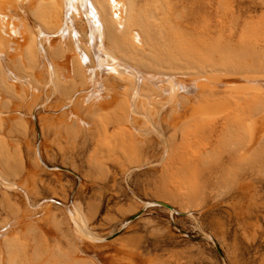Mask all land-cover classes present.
<instances>
[{
    "label": "rangeland",
    "instance_id": "rangeland-1",
    "mask_svg": "<svg viewBox=\"0 0 264 264\" xmlns=\"http://www.w3.org/2000/svg\"><path fill=\"white\" fill-rule=\"evenodd\" d=\"M127 2L129 7L135 5L144 23L127 21L121 32H114L116 41L111 23L102 18L104 43L114 55L150 73L152 79L166 80L167 75L201 79L212 72L213 81L219 78L216 82L223 84L234 72L264 73V0ZM31 15L52 31L64 19V8L38 0ZM131 28L141 34L142 45L130 33ZM38 46L33 36L29 65L14 62L21 75L31 77L33 93L17 91L1 76L6 94L0 109L10 113H0V154L2 148L7 153L1 162L7 165L8 182L22 184L28 196L0 181V227L30 215L10 230L21 244L13 248L15 253L7 251L9 256L20 259L27 252L36 259L50 255L58 262L74 264L79 241L85 254L77 264H264V133L253 147L248 144V118L264 109V93L252 98L250 92L217 88L213 93L179 95L194 111L190 119L186 115L174 127L167 120L172 118L173 99L156 98L154 87L143 84L141 93L149 99H141L132 112L129 105L135 80L131 76L125 80L116 71L104 75L100 88L104 94L111 90L107 95L110 99L114 95L112 100L85 104L77 92L88 86L86 72L75 69L60 76L61 47L49 51L53 66L41 72ZM37 68L42 80L36 75ZM53 74V82L48 83ZM121 79L127 81L129 90L118 87L124 82ZM167 98L171 105L165 104ZM149 102L154 103L151 112ZM32 108L35 124L38 121L42 126L41 134L31 122ZM202 109H210L207 112L212 116L204 115ZM147 114L163 132L168 148L150 130ZM9 115L13 118L8 119ZM131 121L145 136L131 127ZM233 121L238 124L234 126ZM55 166L65 169L58 175ZM156 200L179 212L171 213ZM67 205L78 212L76 219ZM126 218H130L127 223ZM24 241L31 245L27 247Z\"/></svg>",
    "mask_w": 264,
    "mask_h": 264
},
{
    "label": "bare ground",
    "instance_id": "bare-ground-1",
    "mask_svg": "<svg viewBox=\"0 0 264 264\" xmlns=\"http://www.w3.org/2000/svg\"><path fill=\"white\" fill-rule=\"evenodd\" d=\"M44 1L51 2L52 4L53 3L59 4L62 6V8H64V19H62V22L57 27V29L52 30V31L45 29L31 15V8L36 6L38 0H0V100L4 99L3 97L6 94V93L3 94L5 92V90L3 88V82L1 80V76H4L6 78V81L7 82L9 81L8 83L11 84L10 86L14 87V89H16L17 91L20 92L21 89H24L29 94L31 92L33 93V91H31V90H34L35 88L34 87L31 88V84H32L31 83V77L29 78V76H28V78H25V76H27V75H24V74H23L24 76L21 75L22 73L17 71V69L14 66V62L16 63L18 61L22 62L23 64H25L27 66L29 65V59L31 58L30 57L31 56V52H30L31 41H32L33 36L36 37L37 44L39 45L38 47H40L39 49L41 50L40 51L41 55H42V64H40L41 65V69H40L41 72H42V70H44L46 68H50V69L52 68L53 60L52 61L50 60L49 51H55L59 47H61L63 50V52L59 55V60L57 61L60 64L61 72L58 69V71L61 73L60 76H63L66 71H69V70L75 71V69L86 72L88 86L83 87V88L82 87L79 88V90L77 92V95L80 96V98L85 102V104L86 103L87 104H92V103H98L99 104L101 102L103 103V101L106 102L110 99V96L107 94L111 90L108 89V92L106 91L107 94H104V93H102L100 88L102 86V81L104 80L103 79L104 75L107 74L108 72L116 71L120 74L121 77L125 78V80L129 76L133 77L135 80V82H134L135 84L133 86L134 89H133V93H132V97L130 99V105H129L130 111H132V112H133V109L135 108L136 104H138V102H140L141 99H143V98L145 100L149 99L146 96H145L146 97L145 98L144 95L141 93V88H142L143 84H149L152 87H154L153 88L155 91L154 96L156 98H158V96L160 98V96L162 95L165 97L166 96L170 97V99H173L175 103L172 107L173 108V111L171 113L172 118H170V120H169V118L167 117V120L174 127L180 126L182 124L180 119L186 115H188V118H189V114L191 112L193 113V111H194L193 107L187 106L186 105L187 103L184 104L185 102L178 99L179 95H181V96L184 95V96L190 97L193 93L195 94L198 91L199 92L200 91L206 92L207 90H210L211 93H213V92H215V89L217 90V88H221L220 91L222 90V88H224L223 90L226 89L227 92L229 90V92L231 91L233 93H238V94H242V93L247 94V92L248 93L250 92V93H252V98L258 96L259 93L260 94L264 93V73H262V72H257V73L256 72L252 73L249 71L245 72V73L244 72L243 73H236V72L232 73V72H230L232 74H230V73L226 74V72H219V74L222 73L224 75L230 74L223 81V84H219L218 82H216L219 78L218 79L215 78L217 80H215V82L213 81L214 79L211 78L212 72L211 73L207 72V73H209V75H207L205 73L206 76H203L204 74L201 73L203 76L201 79L200 78L195 79L194 75H191V76H194L193 78H190V77L186 78L185 77L186 75H182L183 77L177 76V75L176 76H170V75L168 76L167 75L168 77L165 76L167 79L162 80L163 78L159 79V77H157V75H156L158 80L156 77H155L156 79L154 80L151 78L150 73H147V72L141 70L140 68H138L137 66H135V65L127 62L126 60L122 59L121 57L114 55L111 51H109L107 49V47L104 43V30H103V23L104 22L102 23V18H104V21L106 20L108 23H111V29H112L111 34L114 37V39L116 41H118V34L114 33V32L115 31L121 32V30L125 27L127 21L130 22V24L132 23V21L136 22L138 24H141V22H142L141 17L137 14L135 5L132 4V6L129 7V5H128L129 3L127 2V0H98L99 4H97L96 0H44ZM132 2L133 1H131L130 3H132ZM142 23H144V22H142ZM105 32H106V30H105ZM130 33H132L133 37L137 41H139V45H142V43L140 44L141 34L139 33V31L137 29L131 28ZM38 71H39V69H38ZM40 71H39V73H36V75L38 74L39 77H38V75H37V77L42 80L44 78V76L42 73H40ZM1 73H2V75H1ZM216 73H218V72L216 71ZM156 74H158V73H156ZM214 74H215V72H214ZM217 75L218 74H216L215 76H217ZM215 76H213V77H215ZM49 77L50 78L48 79V83H49V80L52 81V78L54 79V74H53V76L51 75ZM153 78H154V76H153ZM62 79H64V78L62 77ZM211 79H212V81H211ZM69 80H70V78H69ZM121 80H123V79H121ZM131 85H133V83ZM107 87H104V88H107ZM118 87H120L121 90H125V91L129 90V84L127 83V81L122 82L121 85H119ZM45 89H47V87ZM105 90H103V91H105ZM194 94H193V96H194ZM219 94L222 95V92ZM75 95H74V97H75ZM119 96H121V95H119ZM119 96H117V98ZM205 96H207V95H205ZM113 97H114V95L112 96V98ZM155 97H153V98H155ZM112 98L110 100H112ZM121 98H123V97H121ZM156 98H155V100H156ZM198 98H199V96H198ZM224 98L227 99L226 101H229V98H227L226 95L224 96ZM186 99H185V101H186ZM207 99H208V96H207ZM235 99H237V98H235ZM169 100L167 98L168 102L165 100L166 103L165 102L164 103L165 104L170 103L169 105H171V102H169ZM195 100H198V99H195ZM247 100L248 99H246L245 102H247ZM61 101H62V99H61ZM72 101H73V98L71 97L69 102H72ZM191 102L192 101H190V104H191ZM206 102H203V104L205 103L207 105ZM29 103H30V101H29ZM188 104H189V102H188ZM247 104H249V103L247 102ZM63 105H65V103ZM147 106H148V110L150 112L153 111L154 103L149 102V104H147ZM206 107L207 106L204 107V105H203V108H206ZM243 107L244 106L241 104L240 108H243ZM72 108H73V106H72ZM240 108H238V113L240 112L239 111ZM205 110L206 109L203 110L204 113L206 112L204 115L209 114V116L211 117L212 114L207 112V110L209 111L210 109H207L206 111ZM31 112H33L31 116L29 115L31 117V122L34 126L38 125L39 133L41 134V127L42 126H40L38 121L36 122L37 124H35V121L33 120L34 109ZM0 113H4L3 114L4 116L6 114L4 111L1 112V109H0ZM222 113H223V111H222ZM7 114H10V113H7ZM137 114H139V113H137ZM198 114H201V113H198ZM239 114L241 115V112ZM57 115H59V114H57ZM140 115H141V113H140ZM214 115H216V114H214ZM209 116L207 115L208 119L210 118ZM242 116H243V114H242ZM10 118L11 117L9 115L8 119H10ZM148 118H149V115L147 114V119ZM188 118H186V119L188 120ZM190 118H191V115H190ZM203 118H206V116H203ZM221 118L222 117H220L218 120H222ZM237 118H238L237 120H239L238 121V123H239L241 119L239 117H237ZM216 119L212 120L214 124L211 123V126L213 125L211 128H213L215 126L214 121H217ZM149 120H150V118H149ZM210 121L211 120H209V123H210ZM236 122L237 121L232 122V123H234L233 124L234 126L236 124H238ZM150 123H151L150 130L156 132L159 135V137L162 139V141L164 142L163 144L165 145V147L168 148L167 142L165 140V137H164L161 129L156 124H154L153 121L150 120ZM219 123H216V124H219ZM129 124L131 125V127L134 130H136L138 132V134H139V132H142L140 129L137 128V126L134 124L133 121L129 122ZM207 125H208V123H207ZM233 125L231 127H233ZM248 126H249V142H250L248 144H249V147H251V145L253 143H255L259 138H261L263 136L262 134L264 133V109L261 111H255L249 116ZM201 127H205V124H202ZM149 132H151V131H149ZM141 134H139V135H141ZM142 135L145 136V134H142ZM252 147H253V145H252ZM248 149H250V148H248ZM3 150L4 149L2 148L3 155L0 154L2 156V157L0 156L2 158V160L0 158V181L4 185H7L8 188L13 187L14 189L22 190L23 192H25V194H26L25 196H28V192L21 186L22 184L20 185V183H16V182H13V183L8 182L9 178L7 177V171H4V166L6 167L7 165L3 166L2 164H5V163L1 162L4 159L3 158L4 154L7 155V153H4ZM37 150H39V149H37ZM0 153H1V150H0ZM37 154L38 153H36V155ZM167 154H168V152H165L164 155L166 156ZM241 155H245V152L241 153ZM37 158H38V156H37ZM8 159H9V156L7 157V160ZM4 160H6V158ZM6 163H8V161ZM42 163L45 166H47L43 161H42ZM63 169H65V168L62 166L61 167L55 166V170H56L55 173H57L59 175L60 170H63ZM244 176H246V175H244ZM27 198H29V197H27ZM50 200H51V198L49 199V201ZM149 203L146 202L145 204H149ZM155 203L159 204V205H166L167 207L170 208L171 213L179 212V210H177L174 206L169 205L164 201L156 200ZM39 206L41 207V205H39ZM66 207H67V211H69L70 214L72 215V218L76 219V215L78 214V212H74V209H72L68 205ZM143 209H144V207H143ZM138 214L139 213L137 212V213H134L133 215L137 216ZM133 215H131V216H133ZM28 217H30V215H22L20 217L13 218L11 221L9 220V222H6L5 225H2V227H0V254H1V252L4 253V256L0 255V264H63V263L68 264V263H70V262L67 263L64 261L58 262V261H56L55 258H50V255H47L42 259L41 258L36 259L35 256H31V254L27 253L26 251H25L26 253L23 254L24 255L23 258H20V259L17 258L16 259V257H13L14 256L13 253H15L13 248H15L16 245L21 244V242L19 243V238H17V236H15V235L11 236V235H13V233L10 234L9 232H11L10 230L15 228V225L17 223H21L23 219H27ZM81 219H82V217H81ZM126 220H127L126 221V223H127V222H129L130 218L129 219L126 218ZM82 222H84V220ZM78 225L79 224L76 223L74 226L77 227ZM76 227H74V228H76ZM84 228H83V230H84ZM77 230H76V232H79L80 228L78 229V227H77ZM8 233L10 234L9 235L10 237H6V235ZM80 233L83 234L84 231L83 232L80 231ZM77 236H78V234H77ZM90 236L91 235H89V238H90ZM92 237H93V235H92ZM94 237L99 242H101L103 240L102 237H97V236H94ZM114 237H112V238H114ZM95 238H94V240H95ZM83 241L84 240H82L81 242H83ZM78 242H77V246H76V252L73 254L74 261L76 262V264L82 262V258L84 257V254H85L83 252V250L81 249V246L84 244L82 243V245L79 246ZM93 242H96V241H93ZM24 245H26L28 247L31 244H29L27 241H24ZM22 248H21V250H22ZM84 250H86V249H84ZM7 251L13 252L12 253L13 256H9ZM5 252H6V256H7L6 259H4ZM86 254H87V252H86ZM94 259H96V258H94ZM79 260L81 262H79ZM87 260H88V258H87ZM89 260H90V258H89ZM89 260H88V262H89ZM69 261H70V259H69ZM75 262H74V264H75Z\"/></svg>",
    "mask_w": 264,
    "mask_h": 264
},
{
    "label": "water",
    "instance_id": "water-1",
    "mask_svg": "<svg viewBox=\"0 0 264 264\" xmlns=\"http://www.w3.org/2000/svg\"><path fill=\"white\" fill-rule=\"evenodd\" d=\"M133 218V217H132Z\"/></svg>",
    "mask_w": 264,
    "mask_h": 264
}]
</instances>
